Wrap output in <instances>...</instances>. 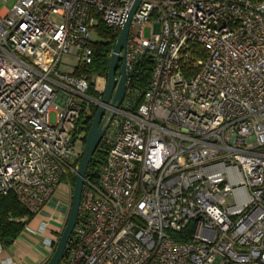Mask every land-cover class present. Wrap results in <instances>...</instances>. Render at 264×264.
<instances>
[{"label":"built area","instance_id":"2783aa9c","mask_svg":"<svg viewBox=\"0 0 264 264\" xmlns=\"http://www.w3.org/2000/svg\"><path fill=\"white\" fill-rule=\"evenodd\" d=\"M9 1L0 198L35 216L61 184L70 189L82 154L74 136L103 107L107 154L83 181L59 264H264V0H140L118 107L101 101L106 76L90 74L89 36L118 34L135 0H0ZM146 57L140 94L129 83Z\"/></svg>","mask_w":264,"mask_h":264},{"label":"water","instance_id":"95a60500","mask_svg":"<svg viewBox=\"0 0 264 264\" xmlns=\"http://www.w3.org/2000/svg\"><path fill=\"white\" fill-rule=\"evenodd\" d=\"M139 3L140 0H135L133 2L128 12L126 21L118 32L113 49L110 53L109 64L106 73V86L101 99L102 103L104 104L108 103V101L111 99V102L115 103V107H118L123 100L126 88V78L124 70L126 41L129 33L131 19ZM102 115L103 107H98L93 115L89 130L87 131L84 139V147L77 170V175L71 189L70 207L65 224L50 257L45 264H59L63 257L66 245L71 238L73 228L79 213L83 181L86 177L90 160L97 150L105 131V127H101L100 125Z\"/></svg>","mask_w":264,"mask_h":264},{"label":"trees","instance_id":"16d2710c","mask_svg":"<svg viewBox=\"0 0 264 264\" xmlns=\"http://www.w3.org/2000/svg\"><path fill=\"white\" fill-rule=\"evenodd\" d=\"M102 37V41L91 43L92 47V64L90 68L91 75L106 76L109 64V56L113 49L117 34L105 27L97 29ZM152 69V61L149 57L140 61L134 70V75L130 81V86L137 92L142 94L149 82ZM95 113V109L91 111L90 117L84 122L85 135L89 130L90 121ZM83 122L81 121L80 124ZM85 137V136H84ZM85 139V138H84ZM107 154V147L100 142L97 150L90 160L86 178L95 180L96 172L100 169L105 161ZM75 181V176L70 178V187L72 189ZM34 215L28 212L23 206L19 204L16 198L9 194L0 198V244L3 248L10 247L15 239L24 230L26 225Z\"/></svg>","mask_w":264,"mask_h":264},{"label":"crops","instance_id":"0c3cea01","mask_svg":"<svg viewBox=\"0 0 264 264\" xmlns=\"http://www.w3.org/2000/svg\"><path fill=\"white\" fill-rule=\"evenodd\" d=\"M71 193L61 184L49 202L26 225L10 247L0 252V264H45L65 224L70 207ZM45 229L41 231V226ZM41 231V232H40ZM48 242L52 244L49 246Z\"/></svg>","mask_w":264,"mask_h":264},{"label":"rangeland","instance_id":"374dc122","mask_svg":"<svg viewBox=\"0 0 264 264\" xmlns=\"http://www.w3.org/2000/svg\"><path fill=\"white\" fill-rule=\"evenodd\" d=\"M10 4H11V1L6 2V3H1L0 2V9L2 7L9 8L10 7ZM143 34H144L145 37H147L149 35V29L148 28H144ZM89 40H90L91 43H96V42L102 41L103 39H102V37H101V35L99 34L98 31H92L90 33ZM76 61H77V58H76V54L75 53L74 54H71V55H63L61 57V59H60V62H59V65H60L59 70L61 72H69L76 65ZM89 113H91V112H89ZM48 118H49V122L50 123H54L55 122V113L54 112H51L49 114V117ZM84 135L85 134H83V133H77L74 136V146H73V148L78 153H82V151H83V147H84ZM263 151H264L263 149H259L258 150V152H263ZM70 193H71V188H70ZM58 238H59V236H58ZM58 238L55 241L56 243L58 241Z\"/></svg>","mask_w":264,"mask_h":264},{"label":"bare ground","instance_id":"6f19581e","mask_svg":"<svg viewBox=\"0 0 264 264\" xmlns=\"http://www.w3.org/2000/svg\"><path fill=\"white\" fill-rule=\"evenodd\" d=\"M122 102V101H121Z\"/></svg>","mask_w":264,"mask_h":264}]
</instances>
